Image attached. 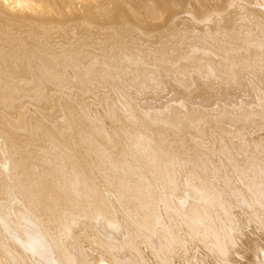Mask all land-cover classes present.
Returning <instances> with one entry per match:
<instances>
[{
  "label": "bare ground",
  "instance_id": "1",
  "mask_svg": "<svg viewBox=\"0 0 264 264\" xmlns=\"http://www.w3.org/2000/svg\"><path fill=\"white\" fill-rule=\"evenodd\" d=\"M0 264H264V0H0Z\"/></svg>",
  "mask_w": 264,
  "mask_h": 264
}]
</instances>
